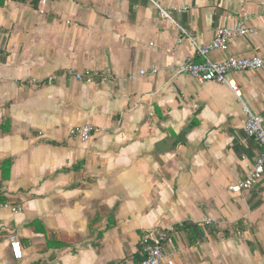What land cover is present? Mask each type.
<instances>
[{
  "label": "crops",
  "instance_id": "0c3cea01",
  "mask_svg": "<svg viewBox=\"0 0 264 264\" xmlns=\"http://www.w3.org/2000/svg\"><path fill=\"white\" fill-rule=\"evenodd\" d=\"M36 1L0 5V264H133L163 232L175 264H264V176L228 188L260 154L244 105L264 124V69L227 74L239 98L175 70L203 61L178 26L203 44L243 21L253 33L209 57L264 55V0ZM184 221L205 225L201 242Z\"/></svg>",
  "mask_w": 264,
  "mask_h": 264
},
{
  "label": "built area",
  "instance_id": "2783aa9c",
  "mask_svg": "<svg viewBox=\"0 0 264 264\" xmlns=\"http://www.w3.org/2000/svg\"><path fill=\"white\" fill-rule=\"evenodd\" d=\"M45 2V0H42ZM159 7L161 16L171 19L170 13ZM42 12V10H40ZM173 21V20H172ZM179 40L186 37L195 47V52L203 57V61L196 62L192 56H187L183 62L176 67L177 74H183L201 81H216L226 83L239 98L240 92L237 86L227 79V74L232 71L242 70H260L264 69V55L252 54L248 56H230L222 60H212L209 54L214 50H225L231 39L239 36H246L253 33L254 29L246 25L243 21L235 22L229 26L219 27L212 40L208 43L198 44L194 39V34L181 26ZM145 71L140 70V74ZM157 72V68L153 67L151 73ZM77 79L86 77V81L92 80V72L86 70L84 76L81 73L75 75ZM246 119L244 122V131L247 136L252 137L260 146V154L249 169L246 177L234 184L228 186L231 191H241L251 188L264 176V124L262 118L254 114L246 105H244ZM73 133H77L82 141H87L95 131L91 124H83L82 126L72 129ZM4 207L11 208L13 212L19 211L20 208L11 206L9 202L3 203ZM165 233L159 236L143 239V258L133 264H175L172 259L165 257L162 250V242L165 240ZM9 249L13 260L23 258V248L21 241L14 234L9 237ZM11 264V263H8Z\"/></svg>",
  "mask_w": 264,
  "mask_h": 264
},
{
  "label": "trees",
  "instance_id": "16d2710c",
  "mask_svg": "<svg viewBox=\"0 0 264 264\" xmlns=\"http://www.w3.org/2000/svg\"><path fill=\"white\" fill-rule=\"evenodd\" d=\"M20 2L28 1L31 4H36V0H18ZM4 0H0V5H2ZM11 167V160H5L1 163L2 177L3 179H7L9 177V170ZM1 200V199H0ZM3 201V200H1ZM204 224L192 222V221H184L179 225H175L174 228L180 231H183L186 235V239L189 245H195L201 242L205 236ZM42 232H44V228H40ZM167 236V233H165ZM164 242V241H163ZM162 242V243H163ZM47 245L50 247H61L62 243H51L47 241Z\"/></svg>",
  "mask_w": 264,
  "mask_h": 264
},
{
  "label": "water",
  "instance_id": "95a60500",
  "mask_svg": "<svg viewBox=\"0 0 264 264\" xmlns=\"http://www.w3.org/2000/svg\"><path fill=\"white\" fill-rule=\"evenodd\" d=\"M84 244H87V242H85ZM84 244H83V245H84ZM80 245H81V244H80ZM80 245H79V247H80ZM76 248H78V245H76Z\"/></svg>",
  "mask_w": 264,
  "mask_h": 264
}]
</instances>
